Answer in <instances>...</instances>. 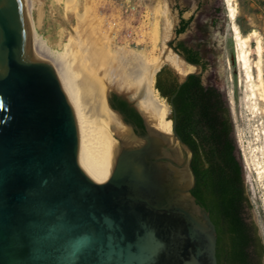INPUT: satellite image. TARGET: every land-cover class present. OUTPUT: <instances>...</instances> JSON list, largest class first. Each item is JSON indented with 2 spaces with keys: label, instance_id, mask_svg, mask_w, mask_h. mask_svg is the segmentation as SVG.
<instances>
[{
  "label": "water",
  "instance_id": "1",
  "mask_svg": "<svg viewBox=\"0 0 264 264\" xmlns=\"http://www.w3.org/2000/svg\"><path fill=\"white\" fill-rule=\"evenodd\" d=\"M170 43L200 70L162 64L151 121L109 89L116 145L98 116L77 126L22 1L0 0V264H264L220 69Z\"/></svg>",
  "mask_w": 264,
  "mask_h": 264
},
{
  "label": "rangeland",
  "instance_id": "2",
  "mask_svg": "<svg viewBox=\"0 0 264 264\" xmlns=\"http://www.w3.org/2000/svg\"><path fill=\"white\" fill-rule=\"evenodd\" d=\"M192 1L197 0H131V3L138 6L132 17L129 13H123L125 0H30V3L31 18L39 42L53 56L62 54L66 44L72 42L76 54L83 58L91 46H101L107 40L105 44L108 45L110 53L135 52L145 58L161 60L165 50L171 52L166 43L175 38L178 8L184 9V16L188 17L196 6L190 4ZM234 3V23L241 35L248 36L255 31L261 41L264 91V0H234ZM164 9L167 12L162 16L161 11ZM193 14L195 18L191 28L181 34L179 39L187 40L196 30V22L206 23L200 32L209 48L214 71L220 69L221 72L224 92L229 102L233 136L243 169L245 192L264 244V175L261 179L258 177L255 165L258 160L264 166V101L257 98V112L252 111L253 101L246 97L248 89L238 60L233 24L229 18L226 0H201ZM113 22H117V28L112 25ZM129 23L138 26L147 35V42L138 45L123 42L124 36L131 33L127 26ZM154 23L159 25L158 40L154 49H151ZM196 39L194 36L195 41ZM256 45V39L252 38L248 49L254 83L257 77L255 63L258 59ZM163 64L176 74H185L171 64ZM187 68L189 72L195 71L190 66ZM112 89L126 95L123 88ZM114 138L118 145L119 140L115 136Z\"/></svg>",
  "mask_w": 264,
  "mask_h": 264
},
{
  "label": "bare ground",
  "instance_id": "3",
  "mask_svg": "<svg viewBox=\"0 0 264 264\" xmlns=\"http://www.w3.org/2000/svg\"><path fill=\"white\" fill-rule=\"evenodd\" d=\"M21 1L32 33V42L36 55L40 60L51 65L60 74L70 100L77 126L84 130L91 129L94 118L98 116L105 124L115 144L116 140L114 136L124 140L128 145L133 144V140L106 107L103 96L109 89L116 87L123 88L127 97L135 101L136 107L144 119L146 121H151L152 85L154 83L155 74L161 65L163 63H168L180 73H189V68H187L188 65L169 50H165L161 60L151 57L145 58L142 54L135 52L110 53L108 52V45L105 44L107 40L106 42L103 41V45L101 44V46H91L92 48H89L90 50L85 48L88 51L83 48L86 51V56L83 58L76 54L72 42L66 44V48L62 54L53 56L39 42L31 18L30 0ZM226 4L229 18L233 24L238 60L248 89L246 97L253 101L251 104L252 111L257 112L256 99L259 98L258 100L264 101L263 71L261 68L263 49L261 41L257 38V33L255 31L251 32L248 36L241 35L234 23L236 17L234 0H226ZM166 12L165 9L162 10V16H164ZM153 26L151 49H154L158 40L159 29L158 23H154ZM252 38H255L257 43L255 48L258 57L255 63L257 71L256 83H254V77L252 75L250 51L248 49ZM72 41L74 42V40ZM84 47H86V45ZM150 55L152 54L150 53ZM255 160H257V158ZM255 165L257 166L258 177L261 179L264 175V166L258 160Z\"/></svg>",
  "mask_w": 264,
  "mask_h": 264
},
{
  "label": "flooded vegetation",
  "instance_id": "4",
  "mask_svg": "<svg viewBox=\"0 0 264 264\" xmlns=\"http://www.w3.org/2000/svg\"><path fill=\"white\" fill-rule=\"evenodd\" d=\"M194 18H195L194 14H191L187 18V19H191V21L188 24V27L185 29V31L182 32L181 34L186 33L191 28V24L193 23ZM180 19H185V18H183V17L180 18V14H178V22H177L176 28H178L179 25H180ZM187 19H185V20H187ZM204 24H206V23L205 22H196V26H195L196 30L193 31V33L189 35V38L187 40L179 39V36L181 34H176V31H175L176 36H175L174 40H172L171 43H170L171 47L177 53L182 55L185 58L186 61L189 60V61H187L188 63L201 66L202 72L199 75H201L203 73L214 71L213 63H212V57L209 54V48L207 47L206 42H205V40L203 38V33L200 32V30H202V28L204 27ZM176 28H175V30H176ZM194 36L197 37L196 41L194 40ZM169 69L176 75V73L171 68H169ZM193 69L195 71L196 70L197 71L200 70L199 68H197V69L193 68ZM189 73H191V72H189ZM199 75H196V76H199ZM109 93H113L114 95H116L119 98L123 99L127 104H129L132 107V105L130 103H128L127 100L123 96H121V95H119V94H117V93H115L113 91H109ZM257 229H258V233H259L258 226H257ZM259 236H260V240H261V243H262V246H263V250H264V244H263V240H262V237H261L260 233H259Z\"/></svg>",
  "mask_w": 264,
  "mask_h": 264
},
{
  "label": "built area",
  "instance_id": "5",
  "mask_svg": "<svg viewBox=\"0 0 264 264\" xmlns=\"http://www.w3.org/2000/svg\"><path fill=\"white\" fill-rule=\"evenodd\" d=\"M125 8L123 10V13H129V15L132 17V15L138 10V6L131 3V0H125ZM114 27L117 28V22H113ZM131 29V33H127L124 36V43L127 44H142L146 41L147 35L143 34L141 30H139L138 26H134L132 24L127 25Z\"/></svg>",
  "mask_w": 264,
  "mask_h": 264
},
{
  "label": "trees",
  "instance_id": "6",
  "mask_svg": "<svg viewBox=\"0 0 264 264\" xmlns=\"http://www.w3.org/2000/svg\"><path fill=\"white\" fill-rule=\"evenodd\" d=\"M180 18H181V13H180ZM190 21H191V19H187V20H184V19H180V25H179V27L178 28H176V34H181L182 32H184L185 31V29L188 27V24L190 23ZM188 59V58H187ZM187 61H189V60H187ZM190 76H196V75H194V74H191V75H189L188 77H190ZM187 77V78H188ZM129 105V104H128ZM130 106V105H129ZM134 109V108H133ZM135 110V109H134ZM229 110V109H228ZM136 111V110H135ZM230 114V113H229ZM230 119H231V117H230ZM231 123H232V121H231ZM232 130H233V124H232ZM244 189H245V187H244ZM245 194H246V192H245ZM248 198V197H247Z\"/></svg>",
  "mask_w": 264,
  "mask_h": 264
},
{
  "label": "crops",
  "instance_id": "7",
  "mask_svg": "<svg viewBox=\"0 0 264 264\" xmlns=\"http://www.w3.org/2000/svg\"><path fill=\"white\" fill-rule=\"evenodd\" d=\"M200 3H201V0H197V1H192L190 4H195L196 6H195V8L194 9H192L191 10V12H190V14H189V16L191 15V14H193L194 13V11L198 8V6L200 5ZM178 14H180L181 13V17H183V18H185V19H187L188 17H185L184 16V14H185V10L184 9H181V8H178ZM184 19V20H185ZM253 32V31H252Z\"/></svg>",
  "mask_w": 264,
  "mask_h": 264
}]
</instances>
